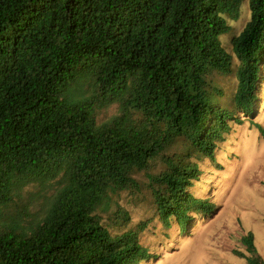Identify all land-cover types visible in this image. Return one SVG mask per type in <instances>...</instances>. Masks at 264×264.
I'll use <instances>...</instances> for the list:
<instances>
[{
    "label": "trees",
    "instance_id": "trees-1",
    "mask_svg": "<svg viewBox=\"0 0 264 264\" xmlns=\"http://www.w3.org/2000/svg\"><path fill=\"white\" fill-rule=\"evenodd\" d=\"M263 70L264 0H0V264L147 262Z\"/></svg>",
    "mask_w": 264,
    "mask_h": 264
},
{
    "label": "rangeland",
    "instance_id": "rangeland-1",
    "mask_svg": "<svg viewBox=\"0 0 264 264\" xmlns=\"http://www.w3.org/2000/svg\"><path fill=\"white\" fill-rule=\"evenodd\" d=\"M249 18L247 7L233 22L235 33ZM261 84L256 113L243 117V125L233 124L217 164L209 160L207 171L191 189L193 196L215 208L209 215L191 212L184 229L177 221L167 226L156 217L142 235L153 256L144 264H249L241 239L250 231L264 258V77ZM134 212L136 221L147 216L142 209ZM192 252L199 261L191 258Z\"/></svg>",
    "mask_w": 264,
    "mask_h": 264
},
{
    "label": "bare ground",
    "instance_id": "bare-ground-1",
    "mask_svg": "<svg viewBox=\"0 0 264 264\" xmlns=\"http://www.w3.org/2000/svg\"><path fill=\"white\" fill-rule=\"evenodd\" d=\"M190 256H191L192 259H195L196 261H199V260H197L198 257H197L195 252L190 253Z\"/></svg>",
    "mask_w": 264,
    "mask_h": 264
},
{
    "label": "clouds",
    "instance_id": "clouds-1",
    "mask_svg": "<svg viewBox=\"0 0 264 264\" xmlns=\"http://www.w3.org/2000/svg\"><path fill=\"white\" fill-rule=\"evenodd\" d=\"M172 222H174V221H171L167 226H169ZM177 223L179 224V226L181 227V229H184V228H182V226H181L180 223L178 222V219H177ZM188 223H189V220H188ZM187 225H188V224H187ZM152 257H153V256H152ZM152 257H151V258H152ZM151 258H150V259H151ZM150 259H149L148 261H150Z\"/></svg>",
    "mask_w": 264,
    "mask_h": 264
}]
</instances>
